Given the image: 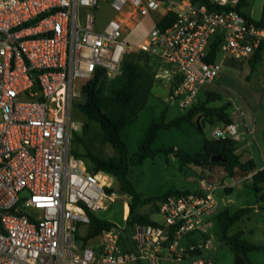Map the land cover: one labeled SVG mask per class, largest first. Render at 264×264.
Masks as SVG:
<instances>
[{
  "label": "built area",
  "instance_id": "built-area-1",
  "mask_svg": "<svg viewBox=\"0 0 264 264\" xmlns=\"http://www.w3.org/2000/svg\"><path fill=\"white\" fill-rule=\"evenodd\" d=\"M102 1L0 0V264H218L207 252L210 241H182L219 209L223 171L199 191L162 199L156 225L136 223L129 236L115 226L96 246L81 245L91 216L130 196L118 192L112 175L90 171L74 155L71 113L80 81L98 70L116 76L132 48L123 35L143 17L154 27L137 50L150 58L167 102L185 111L217 80L224 59L252 58L264 27L221 9L228 0H108L114 16L98 29ZM169 13L175 20L159 27ZM241 124L242 112L211 136L238 140Z\"/></svg>",
  "mask_w": 264,
  "mask_h": 264
},
{
  "label": "trees",
  "instance_id": "trees-1",
  "mask_svg": "<svg viewBox=\"0 0 264 264\" xmlns=\"http://www.w3.org/2000/svg\"><path fill=\"white\" fill-rule=\"evenodd\" d=\"M194 1L208 4L206 0ZM248 6L249 0H238L234 7L227 5L221 9L237 10L245 17L253 20L244 12ZM174 20L175 15L169 13L161 19L159 27H168ZM253 21L258 26L264 27V3L261 18ZM216 49L217 46L215 45L213 56ZM263 53L264 43L255 51L249 63L254 66V63L259 61ZM154 85V71L148 55L140 51L135 55H129L127 52L116 76L108 79L103 70H98L94 77L87 80L82 86V99L75 104L84 120L81 134H75L73 138L79 151L74 149L73 153L86 161L90 171H103L112 175L117 182L116 189L118 192L130 196L129 214L125 221L126 230L129 231L136 223L156 225L155 222L139 212V209L152 199L142 198L131 180L130 174L132 167L142 166L145 160L154 159L159 155L167 156L174 153L175 156L189 163L200 164L206 161L211 165H221L230 177H233L235 169L245 174L255 172L252 175L253 186L251 188L257 193L260 190L259 185L264 184V169L257 170L254 163H242L238 160L236 140L232 138L204 140L201 151L192 156L182 150L175 151L173 147L160 144V134L163 131L181 130L185 125L190 124L199 134H203L205 123L223 125L232 122L228 107L226 105L209 106L208 104L212 100L207 93L205 103L199 106L196 103L192 108L186 110L181 117L166 121L169 108L163 100L153 97ZM151 99L154 104L149 105ZM149 106L152 107L150 110L153 112V117L142 129L134 131L137 128L136 123L140 120L141 115L149 109ZM139 131L140 134L133 147L130 143L131 133ZM107 144L115 152L112 157H103L102 147ZM216 155H221L223 160L211 161L212 157ZM187 192L189 191H169L160 199ZM239 214L240 212L229 217L228 213H225L226 221L221 226L222 235L224 239L228 240V244L235 252L234 264H255L251 261L249 254L253 252L264 253V243L254 244L246 240L238 241L237 238L227 235L229 228ZM112 227H115L112 222L92 215L90 224L86 228V238L98 237ZM195 234L197 233H193V235Z\"/></svg>",
  "mask_w": 264,
  "mask_h": 264
},
{
  "label": "rangeland",
  "instance_id": "rangeland-1",
  "mask_svg": "<svg viewBox=\"0 0 264 264\" xmlns=\"http://www.w3.org/2000/svg\"><path fill=\"white\" fill-rule=\"evenodd\" d=\"M237 1L228 0V3L234 7ZM96 16L98 29L103 28L108 20L114 16V11L111 9L108 0L101 2L100 7L96 11ZM253 16L257 17L255 14ZM153 27L154 21L151 16L143 17L131 31L123 35V39L132 47L128 52L129 55L138 53L137 46L145 40ZM226 61H230L232 64L225 63ZM222 65L220 72L222 79L214 84L203 86L201 90L202 96L197 102L198 106L205 103L207 99L206 92L208 91L212 100L208 104L209 106L220 107L226 105L230 115L233 112L241 113L242 111L249 126L256 128L258 124L262 123L260 116L262 113L264 114V97L260 94H255V91L259 92V74L255 71L251 73V67L248 63L234 59H224ZM248 75L250 76L249 78L247 77ZM86 81L82 80L79 84L84 85ZM77 89L80 91V87L77 86ZM152 94L154 98H159L167 103L169 109L166 121L181 117L185 113V110L181 109L176 102H167L168 91L159 83H155ZM81 99L82 95L77 102ZM77 102L75 101V104ZM150 104H154L152 99L149 102ZM151 108L149 106V109L141 115L134 131L142 129L153 117ZM252 111L256 112L255 117L252 116ZM253 118L255 121H253ZM83 120L82 114L77 110L76 106H73L71 113L73 150L79 151L73 138L75 134H81ZM216 126L218 125L205 123L203 134H199L190 124L185 125L181 130L163 131L160 134V144L166 147H173L175 151L182 150L192 156L201 151L204 140H213L211 133ZM139 134L140 131L131 133V146H135V141ZM246 139L253 143L250 136H247ZM256 150L258 151L257 148ZM102 151L103 157H112L115 154L109 144L102 147ZM237 157L242 163L252 162L255 164L254 159H241L243 153L241 155L237 154ZM255 160L259 165L262 163V159L259 156H256ZM222 171L227 173L221 165H211L206 161L200 164L189 163L178 158L174 153L147 159L142 166L132 167L130 174V178L142 198L152 199L142 206L139 212L146 218L158 223L160 221L158 213L159 203L163 195L169 191H199L203 181H218ZM233 173L231 178H234L237 184L233 187L227 185L225 191H222L223 193L217 194L220 201L219 209L204 220L199 233L192 235L188 240L184 239L182 241V246L210 241V249L207 252L215 258L218 264H234L235 257L234 250L228 244V240L224 239L221 231L222 223L226 221L225 213L232 217L240 212L227 232L228 237L237 238L238 241L246 240L254 244L264 243V184H260V190L255 193L251 188L253 186L251 174H245L238 169H235ZM228 177L230 176L228 175ZM130 201V198L125 202L119 197L108 209L99 212L96 216L112 222L116 227L123 230L126 227L124 215L126 213L129 214ZM126 207L128 208L127 212ZM86 235L87 229H81L79 236L81 245L93 247L99 243V236L86 238ZM124 235L129 236V231L124 230ZM251 257L253 260L264 264V253L255 252L251 254ZM182 264H188V261Z\"/></svg>",
  "mask_w": 264,
  "mask_h": 264
},
{
  "label": "crops",
  "instance_id": "crops-1",
  "mask_svg": "<svg viewBox=\"0 0 264 264\" xmlns=\"http://www.w3.org/2000/svg\"><path fill=\"white\" fill-rule=\"evenodd\" d=\"M263 3H264V0H249V6L246 9H244V12L248 16H250V18H252L253 20L257 21L262 16ZM253 14L257 15V17H254ZM225 63L232 64V62H230V61H226ZM245 63H248L250 65L251 73L255 71V72H257L259 74V76H260V78H258V81H259V85H258L259 92L255 91V94H260L262 97H264V80H263L264 79V53L262 54V56L259 59V61L254 63V66H252L249 63V61H246ZM223 65H224V63H223ZM247 77L249 78L250 76L248 75ZM221 79H222V76H221V73H220L219 77L217 78V80L215 82H218ZM207 93H208V91L206 92V94ZM200 96H202V95H200ZM255 113L256 112L252 111V116L253 117H255ZM239 114H240V112H233V113H231V116H232V118H234L236 115H239ZM243 118H244V124H241V126L239 128L240 136H239V139L236 140L237 141L236 154H240L241 155V153H243V157L241 159H254V162H255L256 167H257L256 169L257 170L264 169V114L262 113L261 116H260V120H261L262 123L258 124L256 126V128L249 126V123H247V121L245 119V114L244 113H243ZM253 121H255L254 118H253ZM247 136H250L252 138L251 140L253 141L254 144L246 139ZM256 148L258 149V151L256 150ZM256 156H259L262 159V163L260 165L257 164V162L255 160ZM254 173L255 172L251 173V175H253ZM225 178H224V180H225L224 182L226 183V185L233 187V186H235L237 184V181L234 178L228 177L227 174H226ZM205 182H207V181H203L202 185ZM127 211H128V208H126V212ZM253 253H255V252H253ZM251 254L252 253L249 254V257H250V259H251V261L253 263H255V264H263V263H261L259 261L253 260L252 257H251ZM186 261L189 262V259H186Z\"/></svg>",
  "mask_w": 264,
  "mask_h": 264
},
{
  "label": "water",
  "instance_id": "water-1",
  "mask_svg": "<svg viewBox=\"0 0 264 264\" xmlns=\"http://www.w3.org/2000/svg\"><path fill=\"white\" fill-rule=\"evenodd\" d=\"M223 160V158L221 157V155H216V156H213L212 157V159H211V161H222Z\"/></svg>",
  "mask_w": 264,
  "mask_h": 264
},
{
  "label": "bare ground",
  "instance_id": "bare-ground-1",
  "mask_svg": "<svg viewBox=\"0 0 264 264\" xmlns=\"http://www.w3.org/2000/svg\"><path fill=\"white\" fill-rule=\"evenodd\" d=\"M127 208V207H126Z\"/></svg>",
  "mask_w": 264,
  "mask_h": 264
}]
</instances>
